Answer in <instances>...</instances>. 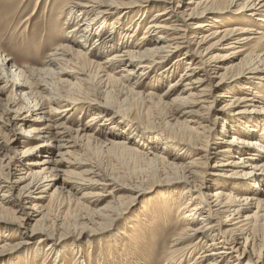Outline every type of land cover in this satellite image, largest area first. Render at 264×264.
<instances>
[{
	"label": "bare ground",
	"instance_id": "6f19581e",
	"mask_svg": "<svg viewBox=\"0 0 264 264\" xmlns=\"http://www.w3.org/2000/svg\"><path fill=\"white\" fill-rule=\"evenodd\" d=\"M118 3L54 2L55 42L38 66H17L0 52V94L7 92L0 104V222L21 239L5 240L0 253L32 244L45 248L32 251L24 264L38 263L33 257L43 264L49 258L65 263L66 251L81 250L65 245L69 241L78 243L87 231L119 228L150 188L141 180L119 183L86 158L89 147L104 137L108 146L151 169L148 175L159 173L153 187L160 181L181 187L177 195L152 201L149 206L157 207L131 232L117 233L125 238L116 243L128 239L137 249L173 230L170 246L157 244L162 264L185 258L187 264H264V0H128L126 11H113ZM135 7H143L146 16L156 12L150 20L139 15L126 24L123 17ZM141 26L143 35L134 41ZM183 65L163 94L131 89L168 107L165 120L144 125L161 136L160 148L177 141L191 149L194 157L180 164L175 161L183 159L181 153L170 161L157 151H143L141 123H127L109 101L90 98V90L96 78L132 82L138 89L143 77H151L148 89H158ZM83 109L91 113L79 125L82 121L70 115ZM33 139L38 144L30 147ZM35 153L44 155L35 160ZM233 175L240 178L226 179ZM59 196L77 201L78 221L49 219L48 205ZM158 224L165 229L157 234Z\"/></svg>",
	"mask_w": 264,
	"mask_h": 264
},
{
	"label": "rangeland",
	"instance_id": "374dc122",
	"mask_svg": "<svg viewBox=\"0 0 264 264\" xmlns=\"http://www.w3.org/2000/svg\"><path fill=\"white\" fill-rule=\"evenodd\" d=\"M57 1L59 0H54L53 3H51V0H43L41 5H37L35 7L34 4L36 0H0V52H3L5 55L13 58L17 66H38L43 60L45 53L51 49L52 43L55 42L53 39L54 37L52 36H54V31H56L55 25L57 22H55V16L51 11L54 6V2L56 4ZM126 1L128 0H119L120 3L117 4V10L113 9V11H126L128 9ZM184 1L186 2L188 0ZM142 8H140V10L139 7L130 9L129 12L123 17V22H126V24L130 23L139 15L143 17L141 21L150 20L152 15L156 12V8H153L147 16L145 15L147 11H145V13L142 15ZM71 25L72 24L70 23L68 27ZM143 30L144 26H141V28L137 30L134 41H137L139 36L143 35ZM154 36L156 37V35ZM93 38L94 35L91 36L89 43L92 42ZM69 44L72 45V43ZM107 54L108 53H104L103 57H100L97 60L102 62L103 58L107 56ZM174 59L175 58H173L169 63H171ZM185 67V65H183V67L181 66L180 70L173 76H170L168 81H165L164 84L162 86L160 85L158 89H148V87L145 86L151 84V77H143L140 80L143 85L142 87H138V89L132 88V82H130V84L129 82H127V84L125 81H119V84L111 82L105 83L104 81H100L98 78H96L93 81L95 85H92V91L90 90V95L93 97L90 98H93L96 101L102 100V102L103 99L109 101L110 108L118 109L120 113L122 111L123 114H125L127 123L129 120L140 122V134L144 135V141L141 140V143H147L145 148L143 145V147L140 146L143 151H157L170 161H174V154L181 153L180 155L183 156V159L175 162L180 164L188 163L194 157V154L192 151H190L191 149H188L185 144H181L177 141H168L169 146L167 148H160L164 145L160 143L157 138H160L161 136L156 135L157 131H154L156 129L153 127L150 126L153 130H149L148 128L150 127L146 128L144 125V123L158 125L169 116L167 106H163L162 104L158 106L154 99H150V97L145 98L144 94L149 92L163 94L167 89V85H169L170 82L178 79ZM116 69H118V66L115 68V70ZM115 74L120 76L121 72H117ZM151 75L153 74H150V76ZM72 88H74V85H72ZM10 89H12V86L9 84L8 91ZM131 89H133V91L139 90L144 94L136 96L132 94ZM71 90L75 91V89ZM6 95L7 92L0 94V104L5 103ZM172 98V96L169 98L167 97L166 101L169 102ZM89 100L92 101L91 99ZM85 105L83 107H85ZM1 110L2 106L0 105V113H2ZM83 111V113L77 111L76 113L71 114L70 118L74 119L75 121L81 120L82 122H77L79 125L85 123L89 119L91 110L83 109ZM74 120L73 122H75ZM222 124L223 122L221 121L219 123L218 130H220ZM218 130L213 132L214 137L216 136ZM6 132L8 133V131ZM231 136L232 135L230 134L228 138ZM139 137L141 138V136ZM2 139V135H0V142ZM102 139L103 140H100V143H94L89 147L86 158H88L90 162L94 163L96 167L101 169L103 172L115 177L114 179H116L119 183L128 181V183H133L141 180L144 187L150 189L145 193L143 199L137 202V204L134 205L132 209H130V211L125 215V220H123L119 228L113 230V232L109 233V230H96L93 234H90V231H87L83 237L84 239L81 241L78 240V243L72 244V242L69 241L68 244H65L68 246L73 245V247H76V249L81 250L79 251V254L77 250H75L74 253L71 250L66 251V257H64L65 263L60 264H74L81 259L85 260V264H140L144 260H148L147 264H162V261H160L161 255H159V249L157 246L163 242H168L167 244L170 246V243L172 242L171 240L173 236V230H170V234H164V237H161L160 235L157 236L159 238L157 241H149L148 246L141 244L138 245L137 249L131 247L132 245L128 239L119 240L118 243H116L115 240L125 238L123 235L117 236L116 234H120V231L131 232L132 226L136 224L137 220L141 221L142 217H145V214H147L149 210H153L152 208L154 207L149 206L152 201H157V197H159V200H161L168 195H177L180 192L181 187L175 186L176 184L164 185L165 182L162 181L159 182V185L156 184V186L153 187V183L159 178L157 177L159 175L158 172H154L155 176L152 174L148 175L149 173H152L148 172L151 169L146 171V167L143 164L132 160L128 152L120 148H112L106 144L107 142L104 137ZM33 140L34 142L29 145L30 147H34L38 144L35 139ZM217 141L218 140H215L213 143H216ZM214 145L215 144H213V146ZM178 147L180 150L176 149ZM186 151L190 153H187ZM42 154L44 155V153L33 154V159L39 160L43 156ZM2 161L3 156L0 155V163ZM213 164L214 160H211L209 164H207L206 168L211 169ZM1 165L3 166V164H0V169L2 168ZM229 170H231V168ZM233 176V178L227 177L226 179L234 181L240 178V176ZM262 187L264 188V186ZM46 203L48 202H45V204ZM50 204L48 205L50 210L49 219H51L52 222H55V224L60 222V220L72 223L76 220L78 221L82 215V211L79 207L80 205L77 204L75 199L69 196H59L52 201L51 205ZM171 224L175 226V223ZM145 226L146 225H143V227ZM161 226L162 227H160V224H158L157 229H154L156 230L157 234L161 230L165 229L163 224ZM14 232V229H12L10 225L0 222V245L4 244L5 240H11L12 238L13 242L20 241V237L15 236V234H13ZM30 245V249H10L0 253V264H13V262L24 264L23 262L27 260L32 251L38 252L40 254V249L44 250L45 248H37L32 244H27L25 248L29 247ZM189 259L190 258H185L181 264H187ZM33 260L38 262L36 264H43L35 257H33L32 261ZM47 262H49V264H53V260L50 261V258L47 260ZM32 264H34V262H32Z\"/></svg>",
	"mask_w": 264,
	"mask_h": 264
}]
</instances>
